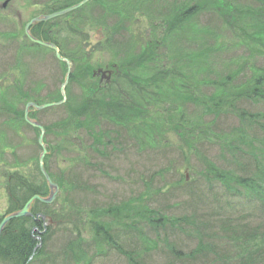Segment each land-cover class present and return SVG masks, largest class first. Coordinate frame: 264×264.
Masks as SVG:
<instances>
[{
    "label": "rangeland",
    "instance_id": "1",
    "mask_svg": "<svg viewBox=\"0 0 264 264\" xmlns=\"http://www.w3.org/2000/svg\"><path fill=\"white\" fill-rule=\"evenodd\" d=\"M46 1L12 0L9 9L21 8L19 9L20 17H17V20H11L10 23H4L1 20L0 34L11 33L13 37L21 35L23 24L26 19L30 18L29 8L36 6L38 11L45 10L46 8L42 10L41 8L51 0ZM100 1L105 4L116 2V0ZM213 1L141 0L142 6L134 13L131 12L130 8L125 10L126 6H121L123 7L120 11L121 15L130 16V21H124L122 29L108 30L112 33L109 40L111 50L123 57L124 54L129 52H133L134 55L140 52L143 53L147 47L150 56H156L154 61L153 58L151 60L159 66V71H152L150 75H153L152 78L154 79H162L165 83L166 80L162 78V75L168 79L169 69L172 66L181 82L176 83V90L180 91L178 95L192 94L184 89L188 81L182 75L192 79L189 82L192 86L202 78H206V80L216 78L214 71L212 73H207V71L218 68L216 65H220V63L232 70L243 67L241 73L236 75L232 81L235 85L247 82L254 72L263 74L264 53L260 54L247 50L236 41L231 40L230 34L224 32L223 27L220 25V18L217 15L219 12L215 14L216 6L208 5ZM227 1L237 9L251 7L255 10L262 6V2H260L262 0ZM198 3L208 5L205 7L206 10H198L179 23L172 22L174 16V14H171L172 9L173 12L178 13L182 7L185 9L198 7ZM101 10L98 5H92V8L86 11L88 13L87 17L95 20L102 15H106ZM166 10H169V14ZM2 12L7 13L8 9L2 10ZM108 17L109 20L114 18L110 15ZM83 19L87 20V18ZM83 31L86 34L88 33L89 44L100 50L95 53L89 46L88 53H86L88 60L85 61L86 55L85 60H78L75 64L77 70H83V67L88 64L94 67L101 66L100 63L105 68V66H108L109 54H106L108 53L106 49L101 48L100 41L103 31L101 32L100 28L92 29L88 25ZM217 36L224 43L220 61L216 60L215 55H209L203 49L205 42ZM1 40L2 38H0V42ZM21 41L23 42L22 37ZM68 41L73 43L72 40L67 39L66 42H63V49L74 52L75 47L67 44ZM5 45H0V88H4L0 91L5 94L4 99L0 100V154H2L0 157L3 160V163L0 162L3 166V169H0V215L3 214L2 211L9 204L3 188V181L5 183V180L2 179V172L5 173V177L8 176L12 162H18L21 166L29 164L33 168L31 160L39 152L36 147L35 133L32 129L21 126V128H18L19 136L17 137L11 132L12 126L9 118L23 109L21 102H17V111L3 106L8 104V100L11 101V98L14 97V93L11 92L12 88H9L20 78L18 70L14 71V68L16 64L28 68V75L25 74L24 76L25 85L22 84L23 90L31 95L38 90L36 96L42 100H59L57 91L64 73V68L58 67L50 54L42 53L33 48L27 51L24 47L15 43H11V45L6 43ZM20 51H24V54L20 57L22 64L17 60ZM151 68L152 65L150 70ZM194 71L195 75L193 76L192 72ZM200 84L196 85L199 94L201 90L206 91L207 94L214 91L212 88H202ZM40 86L43 88L41 91ZM79 93L82 92H79L77 87L70 85L67 87V99L78 96ZM187 104L182 105L186 114L202 120V116L199 117L202 109ZM237 108L251 112L253 115H264V104L262 102L245 103L243 105L239 103ZM177 111L182 113L179 110ZM56 115V112L48 111L45 116H40V119L43 124L48 125L58 120ZM211 119L212 116H207L204 121L210 122ZM258 121V124L250 123V128H247L246 131L249 138L257 137L258 140L260 138L264 140V133H262L264 130L261 129V125L264 126V117H260ZM216 124L219 130L224 132H229L231 127L238 125L232 115H225V113L218 115ZM166 136H168L167 143L159 144V140L152 139L150 144L143 148L134 144L133 141L123 138L121 148L117 149L114 152L115 154L108 148L107 152H111L113 155L110 153L105 161L97 160L100 163V169L103 170L102 174L98 170L90 168L88 171L84 170L81 173V177L89 182V192L82 195L69 194V196L75 204L79 205L76 210H84L87 213H82L81 217L72 219V225L59 226L58 230L51 232L44 238L43 252L46 256H52L51 264H78V262L65 259L63 255L64 245L70 237L66 233L72 231L74 232L73 237L79 235L75 232L76 230H72V226L75 224L76 229H81L83 237L90 239V248L85 253L89 256L91 262H84L83 264H132V262H139L140 264H249L247 259L236 255L237 249L235 244L228 239V234L221 233L217 229L220 222H227L229 217H241L242 215L248 217L246 222L250 226H256L258 223L264 224V217L260 215L257 209H264V198L257 199L252 194L246 193H242L243 197H227L226 191L218 183L207 184L204 182L202 179L203 171L193 153L189 154V152L183 151L187 155L186 158H183L181 151H178L176 146V140L180 139V136L175 132ZM83 137L85 138L84 135ZM195 137V147H198V154L203 155L202 158L216 161L221 167L228 166L226 160L219 155L220 150L217 151V144L213 140L207 137L204 138L202 133L195 135ZM257 139L255 138V141ZM255 144L253 143L254 147ZM12 147L16 148V153L10 156L7 152H10ZM258 147L256 146V148ZM248 148L246 145L239 144V151L234 150V157L240 154L241 161L238 164H246L249 168L247 160L249 162L251 159L248 158ZM81 155H87V153ZM95 161V159H91V162ZM55 167L56 165L54 169ZM61 167L63 165H60L59 169ZM251 170L254 171V166ZM24 171L25 174L29 173L28 168ZM181 175L186 177V184L181 181ZM93 188L95 192L92 191ZM245 197H250V200ZM96 201L99 203H96ZM110 206L125 207L126 211L123 217L125 216L128 222L126 221L125 224L123 218L115 221L106 214L100 219L96 217L97 213H102ZM56 207L57 209L60 208L61 211V204H57ZM141 209L150 210L151 214L158 215L153 216L155 219L157 217L166 218L165 226L160 228L157 233L153 232L148 222L138 214ZM46 210L51 211L52 209ZM89 210H93L92 213ZM244 212H249L252 215H247ZM60 214L64 217L66 213L61 211ZM177 218H186L187 221L174 222ZM91 220L111 226L115 236L114 244L116 243L115 247H118L117 250L109 248L107 245L97 247L92 243ZM130 224H132L131 228H129ZM123 227H125L124 230H122ZM138 232L142 234V238L137 237ZM199 235L202 239H199ZM198 243H201L205 248L203 256L191 254ZM207 243L210 244L209 246H213L214 249L207 247ZM169 247H173L177 254H181V258H175L174 254L170 253ZM120 251H123V254H120Z\"/></svg>",
    "mask_w": 264,
    "mask_h": 264
},
{
    "label": "trees",
    "instance_id": "2",
    "mask_svg": "<svg viewBox=\"0 0 264 264\" xmlns=\"http://www.w3.org/2000/svg\"><path fill=\"white\" fill-rule=\"evenodd\" d=\"M92 4L94 6L98 5L106 15L88 21L71 14L70 16L74 17L70 18L68 16L65 19L58 18L51 22L41 23L32 30V33L37 38L54 42L60 49L63 42H66L67 39L72 40L77 48L70 56H65L74 63L83 59L84 55L88 53V49H86V46H89L88 33L86 34L83 31L84 28L87 25L92 29L100 28L105 38L101 44L108 41L109 45H107V48L113 61L120 68V73L117 77L123 79L124 84V95H120L119 91L114 89V86H111L110 89L92 91L91 97L88 92L78 98L70 97L71 99H67L66 103L61 107L51 109L58 112V120L44 125L45 139L50 152L45 158V168L50 177L60 187L61 192L56 203H61L65 206L62 211L72 212V209H78L77 206L73 207L70 204L72 201L69 194L83 193L84 190L88 189V182L82 179L81 173L90 167H96L100 171L99 163L93 164L89 161L91 156L102 160L105 159L109 155L106 153L108 148L111 147L114 150L113 142L115 140L132 139L136 145L144 147L146 143H150V140L164 141L168 138L166 135L174 134V132L180 136L178 143L182 151L183 146L180 143L185 144L190 149L193 148V140H196V137L192 136L196 132H201L203 136L208 134L210 139L219 140V143H221V155L230 152L232 148L233 152L234 150L239 151L238 144L250 147L254 151L250 155L254 171L243 167V164H238L239 161L233 157L234 154L232 152L231 155L222 156L226 160L227 165H229L227 169L217 167L206 158H200L204 170L202 179L208 183L218 182L230 197H243L242 193L263 195L264 197V187L261 186L264 183V140L257 141L259 147L253 148L255 140L244 138V135L239 136L236 132L230 131L222 135H215L209 131V124L212 122L207 125L202 124L201 120L186 116V112L182 108L183 104L190 102L200 105L202 112L205 114H214L234 107L236 99H248L249 101H262L264 103V73L256 72L251 76V80L248 83L228 90L229 88L225 86L228 85L227 81L234 79L235 75H233L228 77L229 79L225 81L224 85L222 84V86L218 87L219 92H212L206 96L201 95V98L197 97L196 87L191 86L189 83L192 79L182 75L188 81L184 89L192 94L178 95L180 91L176 90V83L181 82L172 66L169 69L170 75L168 79L162 75V78L166 80L165 83L162 79H154L152 78L154 76L150 75L152 71H159V66L153 63L156 56H150V51H147V47L143 53L140 52L134 55L133 52H129L124 54L123 57L111 50L109 39L112 33L108 32V30L122 29L124 21H130V16L121 15L120 11L123 9L121 6H126L125 10L130 8L131 12L134 13L142 6L141 0H116L113 4H105L100 0H93ZM109 15L114 17L113 20L108 19ZM225 18L228 19L229 16L225 15ZM233 21L235 24L228 22L227 25H229L231 30L241 32L246 43L253 44L255 41L263 40L264 27L255 24V20H251V23H245L244 26H239L240 28L236 27L238 22L236 23L235 19ZM54 29H57V31L52 32ZM260 46L262 50H259V52L264 53V42ZM152 58L153 61L151 60ZM151 65L152 68L150 70ZM90 67L87 65L83 67V70H77L76 66H74L70 82H74V84L80 83V76H86V74L82 75L83 71L90 73ZM15 70H18L20 78L14 82L15 87L13 84L9 88H12L11 90L15 94L11 101L8 100V104L3 105L4 108H13L17 111V102L24 104L29 100L36 103L47 101L46 99H39L36 96L37 91L31 95L23 90L22 84L25 82V74L28 75V68L24 67V65L16 64ZM195 71L192 72L193 76ZM161 73L163 74V72ZM202 85L207 86L210 83L202 82ZM232 91H235L233 95L230 93ZM4 95V92L0 91V100L4 99ZM176 109L182 113H179ZM36 115V113H33L31 117L35 118ZM240 116L242 120L251 118L244 112H241ZM9 121L12 126V134L15 137L19 136L18 128H21L23 123L21 112L17 111V113H14L9 118ZM104 124L105 126L103 127ZM33 131L37 136V130ZM83 135L90 141L88 146H85ZM121 135L122 138H118ZM85 152L87 155H81ZM15 153L16 148L12 147L11 154L15 155ZM36 160V157L31 160L33 168L29 164L21 166L18 162L11 163L10 169L12 171L10 173L11 184L9 192L12 207H21L33 194L44 195L46 193L44 181L38 172ZM55 165V169H59L60 165H63V167L55 170ZM27 168L29 173L25 174L24 170ZM245 198L250 199V197ZM36 208H44V206L37 204ZM75 212L77 213L76 215H81L82 213L80 210ZM259 213L264 217L263 208H260ZM249 215L251 216L252 214ZM246 218L248 217L243 215L241 217H229L227 222H220L217 230L221 233L229 234V239L234 240L238 257L247 259L249 264H264V224L258 223L256 226H250L246 222ZM181 221L186 222L187 220L182 218ZM25 224H27L26 219H20V221L12 223L7 230V234L1 239V263L26 264L36 242L30 236L29 229L25 227ZM95 224L94 233L96 231V236L103 242L109 243V236H105L100 232V227L97 225L100 223ZM152 227L153 229L157 228L156 225ZM199 239H202L200 235ZM209 245L207 243V247L214 249L213 246ZM81 247L68 241L64 245L65 251L63 255L65 259L78 262L82 258L80 252H83V249ZM204 250L203 245L198 243L191 254L203 256ZM171 252H174V250H171ZM174 257L181 258V256ZM51 262L52 257L46 256L41 249L36 252L34 258L28 264H51Z\"/></svg>",
    "mask_w": 264,
    "mask_h": 264
},
{
    "label": "water",
    "instance_id": "3",
    "mask_svg": "<svg viewBox=\"0 0 264 264\" xmlns=\"http://www.w3.org/2000/svg\"><path fill=\"white\" fill-rule=\"evenodd\" d=\"M87 1H89V0H83L80 3H78V4H76V5L72 6V7H69L67 9H65V10H62V11H59V12H56V13H53V14H50V15L36 17V18L32 19L30 22H28L26 24V26H25V34H26V37L28 38V40L30 42L34 43V44H37L39 46H43L45 48L53 50L55 52L56 58L58 60L64 62V63H66L67 71H66V75H65V78H64V82H63V84L61 85V88H60V93H61V96H62V100L59 103H56V104H44V105H41V106H37L34 103H28L26 105L25 111H24V119H25V121L30 126H32L34 128H37L40 131V134L38 136V144L41 147L42 152H41V154L39 155V158H38L39 170H40L41 174L43 175V177H44V179L46 181L49 193H48V195L46 197H40V196H36V195L31 197L24 204V206H23V208L21 210L4 216L3 219L0 222V237H1V234H2V232L4 230V227L11 220L17 219V218H20V217H28V216H30V208H31L32 204L34 203V201L37 200L38 202H40L42 204H50V203H52L55 200L56 195L58 193V186L55 185L54 183H52V181L50 180L49 176L45 172L44 166H43V159H44V156L46 155V148H45V145L43 143L44 129L38 122H35V121H32V120L28 119V112H29V108H33V109L39 111V110L45 109L47 107H51L53 105H59V104H61L64 101V99H65L64 87L66 86L67 81H68V77H69V73H70V63H69V61L67 59L61 57L57 47L54 44L48 43V42H43V41H40V40L34 38L30 34V29L29 28L35 23L42 22V21H47V20L52 19V18H54L56 16L63 15L65 13L69 12V11L75 10V9L81 7ZM40 217L42 219L47 218V217H45L43 215H40ZM48 222H50L49 218H48Z\"/></svg>",
    "mask_w": 264,
    "mask_h": 264
}]
</instances>
